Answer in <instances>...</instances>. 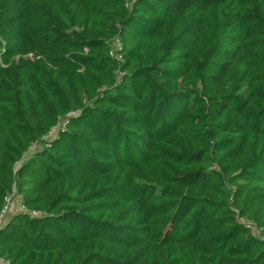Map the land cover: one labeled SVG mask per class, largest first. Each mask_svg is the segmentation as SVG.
<instances>
[{
	"label": "trees",
	"instance_id": "obj_1",
	"mask_svg": "<svg viewBox=\"0 0 264 264\" xmlns=\"http://www.w3.org/2000/svg\"><path fill=\"white\" fill-rule=\"evenodd\" d=\"M14 189L9 264H264V0H0Z\"/></svg>",
	"mask_w": 264,
	"mask_h": 264
},
{
	"label": "built area",
	"instance_id": "obj_2",
	"mask_svg": "<svg viewBox=\"0 0 264 264\" xmlns=\"http://www.w3.org/2000/svg\"><path fill=\"white\" fill-rule=\"evenodd\" d=\"M111 48L112 49H111V52H110V56L112 58H114V59L121 60V57H120V53L119 52L122 49V42H121V40L119 38H116V39H113L112 40V42H111ZM58 129H59V127L54 128L46 136H44L42 138V143L41 144H39V143H32L31 146H30V152H36L37 150H39V149L42 148L41 146L48 147L49 146L50 139L56 134V132L58 131ZM214 168H216V167H214ZM16 198L18 199V197L16 196V191L14 189L12 195L9 196L6 199V206L3 209L2 214L0 216V222H2V221L4 222L6 220L5 218H6L7 213L9 212V205ZM18 205H19V208L17 209V212L27 213V214L31 215L32 217H42V216H45V214L42 213V212H36V211H31L30 212V211H28L27 208L24 205L20 204V202L18 203ZM0 264H9V262L8 261H5L4 259H0Z\"/></svg>",
	"mask_w": 264,
	"mask_h": 264
},
{
	"label": "rangeland",
	"instance_id": "obj_3",
	"mask_svg": "<svg viewBox=\"0 0 264 264\" xmlns=\"http://www.w3.org/2000/svg\"><path fill=\"white\" fill-rule=\"evenodd\" d=\"M12 33H17V32H19V28H15V29H13V30H10ZM26 57H28V58H34V55L33 54H29V55H27ZM18 203H19V199H15V200H13L11 203H10V205H9V212L7 213V215H6V221H7V219L10 217V215H12V214H14V213H16L17 212V209L19 208V205H18ZM3 222V221H2ZM2 222H0V224L2 223Z\"/></svg>",
	"mask_w": 264,
	"mask_h": 264
}]
</instances>
